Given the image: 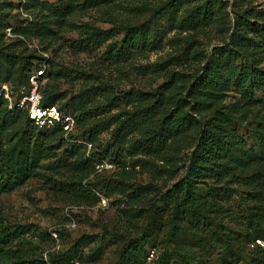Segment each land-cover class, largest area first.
<instances>
[{
    "label": "rangeland",
    "instance_id": "374dc122",
    "mask_svg": "<svg viewBox=\"0 0 264 264\" xmlns=\"http://www.w3.org/2000/svg\"><path fill=\"white\" fill-rule=\"evenodd\" d=\"M67 5L72 11L60 28L56 17H49L54 36L31 30L23 35L27 46L16 43L10 51L42 57L45 52L48 61L39 82L41 93L63 96L56 103L78 119L74 135L87 139L90 128L97 130L90 139L91 151L110 160L113 167L94 172L89 165L90 173L82 177L85 169L81 170L79 153L83 147L64 142L58 134L50 138L47 131L35 129L30 134L28 126L32 145L48 149L61 143L23 185L0 192V229H24L11 242L16 258L47 260L67 252L83 237L80 257L73 264H122L118 261L122 245L137 237L144 252L155 245L158 254L163 252L177 264L192 258L200 264H223L227 244L232 246L227 255L232 253L235 261L234 252L249 250L247 232L253 229L250 220L255 214L262 219L257 227L264 230V87L221 86L218 106L234 116L231 128L242 141L234 151L246 167H236L220 179L199 181L193 201L179 206L175 222L172 209L181 201L182 192L175 193L174 184L185 172L200 126L169 133L151 154L136 153V148L146 145L157 118L175 110L184 99L189 103L177 114H192L188 85L220 48L233 53L241 31L234 26L238 15L245 12L249 20L264 24V0H25V10L32 16L28 25L41 24L43 16ZM0 17L4 27L28 26H21L23 19L15 6L1 7ZM95 30L107 32L103 43L92 41L90 34ZM125 38L132 39V47L124 46ZM1 39L0 51L10 41L4 35ZM256 40L254 46L238 49L232 56L235 66L254 63L264 69V34ZM114 48L123 55L113 56ZM20 70L21 65L0 58V82L16 84ZM166 82L171 85L156 116L132 124L138 98ZM127 92L134 96L130 103ZM244 94L250 96L248 104ZM200 109L194 112L199 118L212 112ZM25 126L15 124L0 131L2 148ZM96 193L106 198L105 207L99 206ZM186 208L197 209L201 215ZM66 213L73 216L75 227L69 226ZM50 230L57 231L58 242ZM154 263L144 257L134 262Z\"/></svg>",
    "mask_w": 264,
    "mask_h": 264
},
{
    "label": "trees",
    "instance_id": "16d2710c",
    "mask_svg": "<svg viewBox=\"0 0 264 264\" xmlns=\"http://www.w3.org/2000/svg\"><path fill=\"white\" fill-rule=\"evenodd\" d=\"M15 2L12 0L8 3L1 2L0 8L14 9ZM72 9L67 5L63 10L53 12V14L43 16V22L41 24L35 23L33 26L30 24L26 27L15 29L14 32L21 33L22 35H28L31 30L39 35L42 32V36H54V33L49 29V17H56V25L60 28L63 25V18L71 13ZM33 23V22H32ZM236 30L240 31L237 34L235 47L233 53L230 50L220 48L217 54L211 61L206 63L201 68V72L193 79V81L187 87L186 97L191 99V106L189 109L192 114H177L179 110L184 108V105H188L189 101H184L180 106L176 105L175 110L163 113L157 118L158 124L151 130V135L146 138V145H139L136 148V153L151 154L160 142L167 137L171 132L181 133L186 132L197 125L200 126V131L197 136L196 143L192 148L188 156V163L185 168L183 176L174 184V192H182V199L178 204H175L172 209V219L175 222L179 218L180 208L179 206H185L188 201L194 199V188L196 184L205 179L213 178L220 179L224 174L232 172L236 167H246L245 161L239 154H236L234 148L237 147L242 141L238 138L235 130L231 128V121L234 116L229 111H222L218 106V102L221 97V86L233 85L237 88L244 89H257L264 87V69L257 66L254 63H248L244 65L235 66L233 63V57L238 53V49H242L247 46H254L255 37L258 40L264 34V24H260L255 21L249 20L245 16V12L238 15L235 24ZM4 25L2 17H0V41L4 35ZM244 32V33H243ZM251 33L252 36L241 35ZM5 36V35H4ZM92 41L98 44L103 43L108 34L103 30H95L90 34ZM5 50L0 51V58L2 61L10 65H21V70L18 75V81L16 84H12V88L17 92L23 85L27 87V78L30 72L39 65L44 57L37 54L19 55L10 51L12 46L16 43H22L26 45L22 39L13 38L9 39ZM256 40V41H257ZM125 47H132V39L124 40ZM27 46V45H26ZM24 46V49L26 48ZM43 50V49H42ZM124 52L121 49H113V56H122ZM48 61V59H47ZM26 69V70H25ZM25 70V71H24ZM226 74L229 77L226 78ZM0 82V83H1ZM171 82L161 84L155 91L147 92L144 96L138 98V104L136 111L132 114V124H138L146 121L147 119L156 116L157 108H160L164 102V94L169 89ZM127 101L132 102L134 96L128 93ZM242 97H246L245 103L250 102V96L244 94ZM63 98L61 95H53L51 93L42 94V104H57L56 100ZM147 101H151L148 103ZM58 105V104H57ZM59 106V105H58ZM210 108L212 112L210 115H206L203 118H199L194 112L201 110L200 108ZM61 110L62 107L59 106ZM65 111V110H63ZM67 112V111H65ZM76 126L79 121L76 118ZM15 124H25V129L22 130L20 135L13 136L16 138H10V144L6 148H2L0 145V192L9 190L15 187L23 185L26 180L31 177L36 169L39 167V163L42 159L49 158L54 155L55 151L60 147L61 141L57 142L55 146H49L47 149L43 146L32 145L30 137H27V133L30 130V134L35 130L47 131V135L52 138L55 134L60 135V139L69 141L63 137L62 132L58 128H52L49 130H42L32 125L31 120L28 118L26 111L8 109L5 103L0 100V131L10 128ZM82 124V123H80ZM28 128V132L26 128ZM97 132L95 128H90L87 139L90 140ZM72 137H79L78 134H72ZM84 137L83 134L80 138ZM77 148L83 147L82 144H73ZM107 152L108 148H104ZM91 155L95 158H104L103 156L96 155L91 152ZM93 158L86 157L84 155V149L79 153V164H81V170L85 169L82 177H85L90 173V169H86L89 165L94 170ZM86 187V184H83ZM172 195V194H170ZM190 213H196L198 216L201 213L197 209L186 208ZM261 216L255 214L250 220V226H253L251 232H247L250 236V240L255 237H264V230L257 225L261 222ZM24 232L22 226H15L13 228L0 229V264H73L74 259L80 257V243L84 241V238H78L65 253L56 254L49 257L47 260L40 258L39 260H23L16 258L14 250L11 248V242L14 239H18L20 234ZM249 240V241H250ZM155 245H150V248ZM149 248V249H150ZM229 249H232L230 244H227L226 249L223 252L222 263L223 264H258L264 262L259 250H244L242 253L234 252L236 259L230 258L227 255ZM235 250V249H234ZM148 248L145 249L139 238H130L125 242L120 250L118 261L122 264H134L139 257H147ZM13 254V258H11ZM16 258V259H15ZM177 264L176 261L166 259L161 252L158 259L154 264ZM182 264H200L195 259L183 261Z\"/></svg>",
    "mask_w": 264,
    "mask_h": 264
},
{
    "label": "built area",
    "instance_id": "2783aa9c",
    "mask_svg": "<svg viewBox=\"0 0 264 264\" xmlns=\"http://www.w3.org/2000/svg\"><path fill=\"white\" fill-rule=\"evenodd\" d=\"M15 4V11L21 14L23 23L21 26H26L32 19L29 12L25 10V0H13ZM4 35L6 39L19 38L26 41L21 33L14 32L13 27L6 25L4 28ZM29 45V44H28ZM43 57L46 56L45 52H42ZM47 65V58L41 60L39 65L35 67L27 78V87L22 86L17 92L12 88V85L8 82L0 83V100H2L8 109L24 110L26 111L28 118L31 120L32 125L38 129L49 130L52 128H58L63 137L71 142L82 144L84 149V155L86 157L93 158L94 172H100L104 169H110L113 167V163L106 158H95L91 155V149L93 144L90 140L72 137L73 131L76 127L75 117L69 112H65L59 108L57 104H42V93L39 89V82L45 77V69ZM99 197V206L105 207L107 200L104 196L96 193ZM68 218V224L70 227H75L76 223L70 214L66 213ZM49 234L55 241H59L58 233L56 230H50ZM249 250H259L261 256L264 259V237L252 238L249 242ZM159 254L155 247L148 249L147 261H156ZM171 264V263H168ZM264 264V262L258 263Z\"/></svg>",
    "mask_w": 264,
    "mask_h": 264
}]
</instances>
